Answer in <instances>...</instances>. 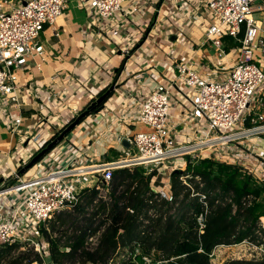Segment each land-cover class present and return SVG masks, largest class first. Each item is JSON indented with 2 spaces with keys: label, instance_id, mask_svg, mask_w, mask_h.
<instances>
[{
  "label": "crops",
  "instance_id": "crops-1",
  "mask_svg": "<svg viewBox=\"0 0 264 264\" xmlns=\"http://www.w3.org/2000/svg\"><path fill=\"white\" fill-rule=\"evenodd\" d=\"M204 1L126 0L113 19L103 24L90 9L80 7L78 0L69 2L56 22L39 36L43 54L17 71L16 102L0 97V186L14 184L13 174L112 85L102 109L91 111L22 174V180L39 177L40 166L47 172L67 167L73 159L76 166H97L131 157L134 147L128 139L138 129L139 106L158 85L179 82L176 65L185 64L207 79L227 75L239 61L240 45L232 46L239 39L223 37L220 47L206 39V28L215 19ZM251 1L256 24L264 30V0ZM255 57L260 58L259 53ZM183 87L177 83L172 87L176 93L171 95L169 121L180 145L198 142L206 127L192 119L183 123L188 108L184 96L191 95ZM18 119L21 123L14 128ZM124 139L127 143L122 146ZM240 142L242 149L249 145L254 155H264V146H259L264 143V133L248 135ZM183 168L185 165L178 170ZM150 187L167 192L169 178L160 188L152 179ZM24 197L22 191L0 198V220L9 218L14 204Z\"/></svg>",
  "mask_w": 264,
  "mask_h": 264
},
{
  "label": "built area",
  "instance_id": "built-area-1",
  "mask_svg": "<svg viewBox=\"0 0 264 264\" xmlns=\"http://www.w3.org/2000/svg\"><path fill=\"white\" fill-rule=\"evenodd\" d=\"M70 1L26 0L24 5H13L12 0H0L1 98L5 97L7 102H16L17 71L25 67L30 59L43 54V47L38 42L39 36L46 26L56 22ZM124 1L126 0H78V3L80 7L90 9L103 24L104 21L110 22L113 19ZM204 2L208 12L215 19V22L206 28V39L216 47H220L223 37L241 39L239 61L221 79L204 78L185 64L175 67L178 81L191 91L190 96L184 94L188 108L183 123L188 119L194 120L196 124L205 123L201 139L196 143L183 145L175 141L169 127L173 103L169 90L176 87L177 82L158 85L139 106L136 116L138 129L128 139L134 147L131 157L97 166H76L73 159L67 167L47 171L29 181L13 174L16 183L0 186V198L22 191L25 194L22 201L14 204L10 217L0 220V248L31 244L43 259L42 264H48L44 259L40 241V226L54 214L69 211L79 203L81 179L88 175L97 178L94 186L98 190L103 187L106 195L114 169L142 166L148 173H153L157 172L160 166L178 164V161L175 164L173 161L179 158L185 160L187 156L192 159L218 158L221 162L240 165L253 175L243 161L228 158L221 149L242 146L240 141L247 139L248 135L264 133V114L261 112L264 104L256 99L258 94H263L264 69L261 63L264 60V30L256 24L251 0ZM256 52L260 58L255 57ZM20 123V119L16 120L14 128ZM247 123L250 127L246 126ZM255 178L264 182L263 179ZM155 193L157 201L173 202L169 191L160 190ZM199 201L207 207L204 196H201ZM261 226L264 228V224L261 223ZM94 238H90L89 243ZM241 246L247 247L251 256L249 259L264 255L262 247L249 241L219 246L217 249H237ZM138 255L140 252L137 249L134 256ZM213 255L214 252L211 256ZM127 260L128 257H125L123 261L115 264H126ZM142 260L143 264H152L146 256H143Z\"/></svg>",
  "mask_w": 264,
  "mask_h": 264
},
{
  "label": "trees",
  "instance_id": "trees-1",
  "mask_svg": "<svg viewBox=\"0 0 264 264\" xmlns=\"http://www.w3.org/2000/svg\"><path fill=\"white\" fill-rule=\"evenodd\" d=\"M240 39L232 46H239ZM156 175L142 166L114 169L106 199L96 186L82 188L73 209L57 213L40 228L49 262L115 264L128 257L126 264H143L146 256L152 264H264V255L216 263L211 256L219 246L244 241L264 250V182L240 165L187 156L185 169L169 176L173 202L167 203L157 201L150 187ZM92 237L97 238L94 246L88 241ZM137 249L140 255L134 256ZM33 261L43 262L33 249L19 244L0 248V264Z\"/></svg>",
  "mask_w": 264,
  "mask_h": 264
},
{
  "label": "rangeland",
  "instance_id": "rangeland-1",
  "mask_svg": "<svg viewBox=\"0 0 264 264\" xmlns=\"http://www.w3.org/2000/svg\"><path fill=\"white\" fill-rule=\"evenodd\" d=\"M72 1V0H71ZM70 1V2H71ZM76 1V0H75ZM261 66L263 67L264 66V60L263 62L261 63ZM177 84H180L183 86V84H181L180 82H177ZM183 89L186 90L185 87H183ZM264 89V85H263V88L262 90ZM169 93L171 95L175 94L176 91L174 88H170L169 90ZM261 95L258 94V96L256 97V99L262 103L261 101ZM173 98V97H172ZM12 125V124H11ZM259 146L261 148H263L264 146V143H259ZM250 147L249 145H247V147L245 146V148H241L240 146L238 147H235V146H230L229 148H223L221 149L223 152H225V154L228 156V158H236L240 161H243L246 166L248 167V169L253 173V175L257 178H260V179H263L264 180V155H260L261 157H263L262 159H260V156L257 157L256 154L258 153H255L254 155V152H251L250 151ZM259 151H262L261 149ZM75 152V151H73ZM260 154V152H259ZM89 155H91V153H89ZM130 156V155H129ZM249 156V159H247V157ZM178 161V164H175L176 162ZM173 163L175 165H169V166H160L158 168V171H157V175L153 177V179H156V182H157V187L160 188L164 182H166L169 178V175L173 172V171H176L178 170L179 167H181L182 165H185V160L183 158H179L178 160L175 159V161H173ZM39 171L37 173L36 176H41L47 172H44L42 171V169H45L42 168L41 166L38 167ZM184 170V168L182 169ZM82 183L80 184V187L81 188H84V187H93L96 182H97V178L96 177H93V176H85L81 179ZM16 183V182H15ZM154 191H157V190H154ZM99 196L102 197L103 199H106V191L103 187H100L99 189ZM55 215L54 214L50 219H53L55 218ZM44 226L46 227L45 223L43 225L40 226V228ZM63 231L65 228H61ZM60 229V231H61ZM59 236V234H58ZM42 237V235L40 234V238ZM41 241V245H42V250L44 251V259L46 260V262L48 264H50L49 262V259H48V252H47V243L45 242L44 239L40 240ZM96 237L93 239V241L90 243V246H94L96 244ZM23 247V250H29V249H33L35 252L36 250L34 249L33 246L30 245H25V246H22ZM249 254L247 252V247H238L237 249L236 248H232V249H217L216 251H214V263H216L217 261L219 260H229V259H239V260H248L249 259ZM31 264H38L36 261H33Z\"/></svg>",
  "mask_w": 264,
  "mask_h": 264
},
{
  "label": "water",
  "instance_id": "water-1",
  "mask_svg": "<svg viewBox=\"0 0 264 264\" xmlns=\"http://www.w3.org/2000/svg\"><path fill=\"white\" fill-rule=\"evenodd\" d=\"M25 4V1L22 3V5ZM114 89V86L112 85L108 91L103 94L101 97H99L95 102L90 104L85 111L80 113L73 122H71L66 128H64L61 133L53 139L44 149H42L38 154H36L28 164L24 165L17 173V178L21 177L22 174H24L26 171H28L31 167H33L36 163L40 161V159L46 155L48 151H50L54 146H56L68 133H70L91 111L98 112L102 109V103L106 96ZM127 143V140L124 139L121 142V145L124 146ZM178 171V170H176Z\"/></svg>",
  "mask_w": 264,
  "mask_h": 264
}]
</instances>
